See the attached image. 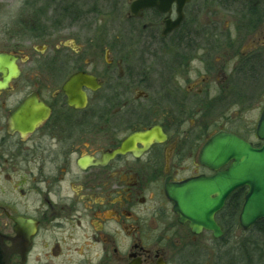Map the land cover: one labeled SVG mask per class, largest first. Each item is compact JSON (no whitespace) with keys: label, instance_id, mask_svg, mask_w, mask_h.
I'll return each instance as SVG.
<instances>
[{"label":"flooded vegetation","instance_id":"obj_1","mask_svg":"<svg viewBox=\"0 0 264 264\" xmlns=\"http://www.w3.org/2000/svg\"><path fill=\"white\" fill-rule=\"evenodd\" d=\"M120 1L123 33L80 40L41 0H0V264L226 262L247 189L221 240L166 189L217 174L201 155L221 133L263 145L239 117L264 98V0Z\"/></svg>","mask_w":264,"mask_h":264},{"label":"water","instance_id":"obj_2","mask_svg":"<svg viewBox=\"0 0 264 264\" xmlns=\"http://www.w3.org/2000/svg\"><path fill=\"white\" fill-rule=\"evenodd\" d=\"M154 6H157L156 0H141L131 7V11L137 13ZM257 135L263 142L258 149L229 133L215 136L204 147L201 160L217 174L167 187V197L173 202L180 222H188L193 234L208 231L215 239H221L223 231L216 216L228 198L243 188L247 191L239 215L241 228L249 231L264 220V111ZM226 165H229L226 171H219Z\"/></svg>","mask_w":264,"mask_h":264},{"label":"rangeland","instance_id":"obj_3","mask_svg":"<svg viewBox=\"0 0 264 264\" xmlns=\"http://www.w3.org/2000/svg\"><path fill=\"white\" fill-rule=\"evenodd\" d=\"M42 3L40 5H36L34 7V12L36 14H42L45 9H49L51 19V24L53 27L61 28V29H73V34L78 35L80 40L89 37L92 31L95 29V26H98L100 31H107L111 34H118L124 32V16L127 12V7L123 10L122 8H116L114 6V0H41ZM122 2L120 0H117ZM126 0H123L125 2ZM71 6V7H70ZM67 10V12H66ZM123 11L122 14L120 11ZM68 13V14H65ZM27 15V14H25ZM78 20V21H76ZM75 26H72V25ZM48 26V24H45ZM88 30V31H86ZM264 108V98L260 99V110L257 112H247L248 117H239L241 124L243 127L251 126L256 127L258 119L260 117H255L257 114L261 112ZM208 237V236H206ZM205 238L201 239L203 241ZM250 240H258L260 241V245L262 246L264 241L260 236L255 233H250V231L245 232L240 227H236L231 234H225L222 238L223 245L222 248V256L226 257V262L224 264H230L231 255H237L245 259V255L249 253H254L253 260L251 263L254 264H264L262 256H258V252L254 251V247L251 244H248ZM241 243H247L245 248L248 249V253H246V249L241 245ZM242 249V250H241ZM219 252V251H216ZM243 252V256H242ZM218 256H215L213 246L209 245L207 251L201 253V259L199 258L195 261L196 264H214L212 259H216ZM260 258V259H258ZM244 262H246L244 260ZM250 263V262H247ZM195 264V263H193ZM235 264V263H234ZM239 264H243L240 261Z\"/></svg>","mask_w":264,"mask_h":264},{"label":"trees","instance_id":"obj_4","mask_svg":"<svg viewBox=\"0 0 264 264\" xmlns=\"http://www.w3.org/2000/svg\"><path fill=\"white\" fill-rule=\"evenodd\" d=\"M114 6L116 7L115 3H114ZM66 12H67V10H66ZM65 14H68V13H65ZM242 199H243V192L238 191L230 198V200L228 202L229 216H228L227 219H228L230 224L227 226L228 230H227L226 234H231L236 227H239L238 216H239V213L241 211ZM250 233H253L254 235H255V233H257V235L260 236L263 239L261 241H264V220L259 221L255 225V227L250 231ZM248 242H250L248 244L253 245L254 251L258 252V256H262L263 257L262 259H260V258H258V259L264 261V242L262 243L263 244L262 246L260 245V243H259L260 241H258V240H250ZM241 245L245 248V245H247V243H241ZM245 249H246L245 250L246 253H248L249 252L248 249L247 248H245ZM252 254L254 255V253H251L250 255H249V253L246 254L245 255V257H246L245 259H243V257L242 258L237 257V255L233 254V255H231V258H230V260H231L230 264H234V263L235 264H239L240 261H242L243 264H254V263H251L252 260L254 259ZM242 256H243V252H242ZM221 257H223V256L221 255ZM217 259H218L217 263L221 264V258L217 257ZM244 260L246 262H244ZM247 262H250V263H247Z\"/></svg>","mask_w":264,"mask_h":264}]
</instances>
